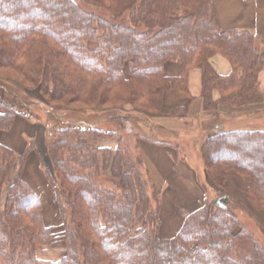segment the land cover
<instances>
[{
	"label": "trees",
	"instance_id": "trees-1",
	"mask_svg": "<svg viewBox=\"0 0 264 264\" xmlns=\"http://www.w3.org/2000/svg\"><path fill=\"white\" fill-rule=\"evenodd\" d=\"M211 6V0H0V71L8 76L0 77V133L18 117L47 131L45 176L65 235L60 260L38 257L54 239L41 199L21 177L31 145L17 154L0 141V264H264V247L228 207L213 203L188 215L173 240H161L160 197L140 154L99 146L119 135L176 149V134L143 127L141 114H184L185 107L168 109L165 95L188 98L193 69L201 72L203 108L214 117L224 106L264 102L257 80L264 50L247 31L222 30ZM214 56L227 60V75L212 67ZM167 62L179 63L178 76L164 75ZM26 90H37L50 107L27 101ZM57 102L80 104L94 121L77 111L63 119L51 107ZM125 106L132 111H119ZM251 121L235 129L211 124L199 151L217 186L229 171L248 177L246 200L264 212V129L242 128L255 126Z\"/></svg>",
	"mask_w": 264,
	"mask_h": 264
},
{
	"label": "crops",
	"instance_id": "crops-1",
	"mask_svg": "<svg viewBox=\"0 0 264 264\" xmlns=\"http://www.w3.org/2000/svg\"><path fill=\"white\" fill-rule=\"evenodd\" d=\"M211 3L214 19L222 30L247 31L254 35L256 40L261 42L264 47V0H211ZM210 63L220 75H227L230 71V65L221 56H214ZM178 70V64L167 63L164 66V75L168 77L178 76ZM257 80H259L260 88L264 94V70L260 73ZM187 83L190 95L189 100L180 101L174 96L173 92H168L166 96L171 107L189 104L188 113L179 120L169 119L171 121L169 126L162 125L166 128H164L166 131L170 130V132L172 131L178 136L179 134H184V140L182 141L184 145L182 146H186L188 149L193 145L195 158H198L199 162L198 168L192 169L185 165L181 159L179 160L176 149L171 146L154 145L143 140L135 143V148L142 158L141 160L147 170L146 172H148L152 185L156 192H160L161 195L158 235L164 241L173 240L189 212L193 209L198 210L203 204L204 198H202V195L204 193L202 194L200 187L195 183V177L202 172L199 144H201L203 139L205 140V135L212 131L211 124H218L223 129H235L240 126L241 121L245 123L247 118H251V122L256 127L246 123L242 128L264 129L263 104L242 109L221 107L217 116L214 117L213 113L207 114L202 111L200 70H191ZM215 96L217 97V95ZM189 101L190 103H188ZM158 122L160 124L164 123L163 121ZM242 128L240 129L242 130ZM245 178L233 171L227 173L223 196L227 197L228 206L233 202L239 205L238 201L241 198H237L234 194L238 190L233 185L238 187L241 184L244 185L243 194L249 185V181ZM242 204L244 205V202Z\"/></svg>",
	"mask_w": 264,
	"mask_h": 264
},
{
	"label": "rangeland",
	"instance_id": "rangeland-1",
	"mask_svg": "<svg viewBox=\"0 0 264 264\" xmlns=\"http://www.w3.org/2000/svg\"><path fill=\"white\" fill-rule=\"evenodd\" d=\"M77 1L81 2V0H77ZM99 11L104 16H107L105 11H101V10H99ZM257 43L264 50V47L262 46L261 42H258V40H257ZM223 59H225V58H223ZM167 63H176L179 65V63H177V62H167ZM179 70H180V65H179ZM5 75H7L6 72L0 71V77H3ZM5 77H8V76H5ZM170 92H172V91H170ZM25 96L28 99H30V100H27L29 102L35 103L37 105L40 104L44 107H50V105H48V103L43 101V99L41 98V96L37 90H32V91L26 90ZM174 96H175V94H174ZM176 98L179 99L180 101H183L184 99L189 100L190 95L188 98H180L178 96ZM188 103H190V101ZM262 104L264 105V103H262ZM258 105L255 104L254 106H258ZM166 106L168 107V109L174 110V111L178 110V108L180 109V108L185 107L186 112L184 114H181V115L180 114L174 115V114H170V113H148V112H144L141 114V115H143L142 116L143 117L142 126L144 127L148 123L149 126H152V127L165 128L164 125L169 126V124L171 123V121H169V119L179 120L180 118L185 116L189 110V108H188L189 104L184 105V106H175V107L172 106L171 107L167 101V96H166ZM51 107H53L55 110H57L58 116L62 117L63 119H68L69 117L76 116L71 112L77 111L76 113H78L79 117L87 118L89 120L94 121V117H92L91 115H89L87 113L83 114V113L79 112V110L84 108L80 104H73V105L67 106V104L65 105L64 103L57 102V103H52ZM107 107L111 108L112 105H108ZM224 107L228 108L229 106H224ZM229 108H231V107H229ZM131 109L132 108L130 106H125L124 108H122L120 110L118 109V110L123 112V113H129L132 111ZM232 109H234V108H232ZM239 109H242V108H239ZM202 111L206 112L207 114L212 113L210 111L204 110L203 104H202ZM33 114H35V115L37 114L36 120H39L40 117H39L38 112L37 113L33 112ZM145 116L146 117L148 116V117L146 118ZM106 117H110V116L107 115ZM34 121L35 120H33V119L27 120L24 117H18L16 119L14 126L11 127L12 129L9 133H5V132L0 133V141L4 145L12 148L15 151V153H17V154L24 151L26 149V146L31 145V148L28 151V154L26 157V161L24 164V170L22 172L21 177H22L23 181L30 186V190H33L41 199L40 202H42V205H43L42 214H43L44 223H45L46 227L51 228V233L53 235L52 239H54L51 246L42 249V251H40L38 253V257L41 258L42 260L55 262V261L60 260L65 255V251H64L65 250V246H64L65 235H64V229L62 226L60 215H59V213H57L58 209H57L56 202L54 201L55 200L54 191H53V189H51L52 187L49 184V182L47 181L46 176H45L47 172L51 171L50 160H49L47 153L45 151L46 150V147H45L46 139L45 138L47 135V131L43 128L41 123L36 124L37 122H34ZM158 121H163L164 123L160 124V122H158ZM162 124H164V125H162ZM146 129L149 130V128H147V127H146ZM145 134H148L151 138L154 139V134L151 131H146ZM162 137H164V136L159 134L155 138L161 140ZM139 140H141V139H132L131 140L129 138H124V137H121L119 135H117V136L115 135L112 138L100 140L99 146L104 147V148L107 147V148L114 150L118 146L124 145L127 149L135 150L138 153L137 149L135 148L136 147L135 143ZM171 140L172 139H170V141ZM183 140H184V134L183 135L179 134V136L176 134V138H174L171 141V142H174L176 144L175 145L176 151H177L176 154H177L179 160L181 159L182 162L185 163V165H187L188 167H191L192 169H195V167L198 168L199 162H198V158L197 159L195 158L196 156L194 155L193 145H192V147H190L188 149L186 146L182 147L181 145H184V143L182 142ZM126 141L128 142V144H126L127 143ZM133 142H134L135 146L133 145ZM201 165H202V169H201L202 172L200 175H198V176L196 175L195 183H197V185L200 187V191H202V194L204 193L203 194L204 196L201 194L202 198H204L203 204H202L204 206V205H210L219 196L224 195L223 193L225 192L224 191L225 183L223 184L222 187L217 186L214 182H212L211 178L208 175H206L203 162ZM233 172H235V171H233ZM237 175H239V174H237ZM240 176L243 177L242 175H240ZM245 177L246 176H244L243 178H245ZM245 179H247V181L250 180L248 177H246ZM249 183H250V181H249ZM204 186H205V190H204ZM243 186L244 185H242V184L239 187L233 185V187L237 188V190H238V191H235L234 194L236 195L237 198H239V199L241 198V200H239V201L237 200L239 202V205H238V203L233 202V203H231V205L226 206V207L229 208L232 215H234L236 217V219L240 222V224H242V226H244L245 230L251 232L253 234V236L255 237V239L258 241V243H260L264 247V212L261 210H258V209H254L251 206L249 207V205H248L249 203L246 202L247 200H245V198H246L245 194L244 193L242 194V191L244 188ZM203 190H204V192H203ZM155 192H156V190H155ZM156 194L159 195L158 197L161 196L160 192H158V191L156 192ZM242 198H243V200H242ZM242 202H244L245 206L242 204ZM246 205H248V206H246ZM160 207H161V197H160L159 208ZM188 208H191V207H188ZM194 210L195 209L190 211L189 214L195 212L197 209L195 211ZM158 218L160 221V209L158 210ZM159 225H160V222H159ZM244 253H245V250L243 252L236 251L234 256L238 257L239 255H244Z\"/></svg>",
	"mask_w": 264,
	"mask_h": 264
},
{
	"label": "water",
	"instance_id": "water-1",
	"mask_svg": "<svg viewBox=\"0 0 264 264\" xmlns=\"http://www.w3.org/2000/svg\"><path fill=\"white\" fill-rule=\"evenodd\" d=\"M213 205L220 208H226V206H228V199L225 196L219 197L218 199L213 201Z\"/></svg>",
	"mask_w": 264,
	"mask_h": 264
}]
</instances>
